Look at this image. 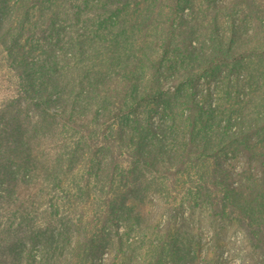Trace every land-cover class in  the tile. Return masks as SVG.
<instances>
[{"label":"trees","instance_id":"trees-1","mask_svg":"<svg viewBox=\"0 0 264 264\" xmlns=\"http://www.w3.org/2000/svg\"><path fill=\"white\" fill-rule=\"evenodd\" d=\"M0 44L54 148L9 140L57 198L25 264H96L112 244L117 264H176L136 210L150 195L237 221L264 264V0H0Z\"/></svg>","mask_w":264,"mask_h":264},{"label":"rangeland","instance_id":"rangeland-1","mask_svg":"<svg viewBox=\"0 0 264 264\" xmlns=\"http://www.w3.org/2000/svg\"><path fill=\"white\" fill-rule=\"evenodd\" d=\"M18 59L12 58L0 44V264H25V254L30 250L40 257L41 245L33 246L30 232L38 229L42 234L57 228L51 215L55 209L51 206L57 203V198L42 182L35 180V173H23L24 152L15 141H9L19 136L30 141L42 160L54 151L48 139L35 131L40 127V120L26 94L28 83L17 70L15 60ZM202 88L201 97L205 96L207 86ZM29 130L32 133L28 132L27 137L25 132ZM22 178L34 179L28 183ZM143 203L135 207L144 214L146 223L166 234L164 241L168 247L172 246V239H167V235L174 237V245L185 255L176 264H255L253 250L237 221L215 215L206 206L192 207L188 203L171 212L162 198L153 195ZM107 230L114 236L116 230L126 231L123 225ZM115 246L109 245L110 255L104 252L96 264H117L118 261L111 260Z\"/></svg>","mask_w":264,"mask_h":264}]
</instances>
